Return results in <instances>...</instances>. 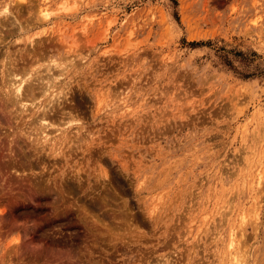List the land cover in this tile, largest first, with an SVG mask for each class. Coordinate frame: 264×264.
Here are the masks:
<instances>
[{"label":"rangeland","instance_id":"374dc122","mask_svg":"<svg viewBox=\"0 0 264 264\" xmlns=\"http://www.w3.org/2000/svg\"><path fill=\"white\" fill-rule=\"evenodd\" d=\"M5 4L0 264H226L250 209L246 264H264V0ZM51 60L46 128L1 78Z\"/></svg>","mask_w":264,"mask_h":264},{"label":"bare ground","instance_id":"6f19581e","mask_svg":"<svg viewBox=\"0 0 264 264\" xmlns=\"http://www.w3.org/2000/svg\"><path fill=\"white\" fill-rule=\"evenodd\" d=\"M23 1L25 0H20V2ZM9 8H10L9 4H5L0 14L3 15L5 18L6 17L8 18V16L11 15ZM40 13L42 14L44 19L48 17V15L45 13L44 10L42 11L40 10ZM14 23H16V21ZM12 24L13 23H10V25ZM18 30L21 29L19 28ZM32 42L34 43L33 40H30L29 44H31ZM49 62H51L52 65H49L48 67H46V70H43L44 73L45 72L48 73V74H44L45 80L42 78L43 76L40 77L41 75L39 74L38 71L35 70L33 71L29 67L22 68L21 71L19 72H17L18 70L16 72L13 71L15 70L14 67L9 68L11 62H8L9 69L6 68L8 70L6 72L4 71L5 72L4 77L1 78V84L5 85L7 88V90H5L3 93V97L10 100L9 104L11 103L12 105H16V107L18 106L19 111L24 110V112L25 111L27 112L28 110H31L33 115H35V113L37 112L38 115L35 118L36 121L35 123L40 122L46 128L52 125V123L48 122L46 118L47 105L49 106V104H51L52 106L53 104H56L58 99L64 96L65 87L58 86L57 85L58 83L56 84L55 81L58 78L65 76L66 74L65 70H59L57 71L56 74L51 73L53 71L52 69L58 68L57 67L58 64L54 60H51ZM0 65H1L0 67L2 68L1 70H5L7 63L1 64L0 62ZM0 74L1 76H3L2 71H0ZM33 81H36L37 83L34 85L32 84ZM42 98L45 99L43 104L40 103V100ZM62 131L60 132V134L64 135V132ZM43 134L44 131H41L40 136ZM48 136H49L48 134H44V136L42 137L44 142H48V143L51 142L52 139L51 137L48 138ZM258 176H259L258 180L256 181L257 186L261 185L262 180H264L263 175L258 174ZM253 216L254 218L252 221L255 222L257 220L256 217L257 215L255 214V210L253 209L252 210L250 209L243 213L241 212L238 222L239 225H237L238 227L230 229L228 234V242H227L228 252L226 255L228 259L226 264H246L249 256L248 254L249 250L246 245V242H244L245 239H243L244 233L246 231V228L244 226L247 223L248 220L247 218L248 217L251 218ZM241 239H243L244 241Z\"/></svg>","mask_w":264,"mask_h":264}]
</instances>
